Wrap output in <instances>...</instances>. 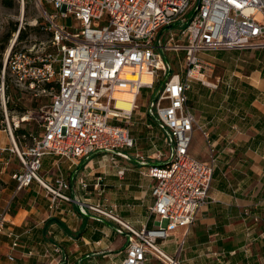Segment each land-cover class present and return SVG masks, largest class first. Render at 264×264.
<instances>
[{"label":"built area","instance_id":"2783aa9c","mask_svg":"<svg viewBox=\"0 0 264 264\" xmlns=\"http://www.w3.org/2000/svg\"><path fill=\"white\" fill-rule=\"evenodd\" d=\"M48 2L54 13L42 9L43 29L54 51L11 50L6 67L17 87L35 97L52 96L51 105L42 111V133L29 146L13 143V153L21 163L13 175L17 189L37 182L55 200H71L64 192L69 185L63 177L56 181L57 187L40 177L45 156L61 157L73 165L95 154L109 155L116 165V158L132 161L127 151L137 144L129 127L139 96L142 90H154L161 78L163 86L146 113L163 132L168 154L165 161L162 153L154 158L161 164L135 155L141 174L155 181L151 208L155 227L136 230L113 211L88 207L120 225V234L126 231L127 253L121 264H146L149 255L164 264H180L160 243L174 231L195 224L209 199L219 160L210 134L190 112L187 91L194 81L216 86L208 81L214 67L203 55L223 50L264 51V0ZM70 17L75 23L69 28L62 21ZM196 129L208 143L207 161L190 152ZM9 133L14 134L11 129ZM125 171L120 168L117 174L124 176ZM4 229L0 218V233ZM18 246L16 238L13 249Z\"/></svg>","mask_w":264,"mask_h":264},{"label":"crops","instance_id":"0c3cea01","mask_svg":"<svg viewBox=\"0 0 264 264\" xmlns=\"http://www.w3.org/2000/svg\"><path fill=\"white\" fill-rule=\"evenodd\" d=\"M228 52L233 51L202 57L215 69ZM258 54L264 55V51L254 50L251 56ZM261 63L260 69H254V83L246 84L240 79L232 86V82H224L223 101L217 92L219 84L205 90L201 82L194 81L187 91L192 95L188 100L190 112L210 134L219 160L209 199L198 212L195 224L174 231L160 243L161 249L180 264H264V61ZM238 75L233 73L237 79ZM217 81L220 83V79ZM196 103L201 104L199 108ZM138 110L139 106L134 116L141 118L133 117L129 127L137 144L134 150L127 151L132 161L116 158V165L109 155L95 154L73 165L61 157H44L40 177L54 187L63 177L69 185L64 192L70 201L55 200L37 182L18 190L13 175L21 169V163L13 153L9 134L0 133V164L7 172L2 177L5 185L0 188V218L5 224L0 233V264H121L127 253L126 231L120 234L122 227L90 210L91 205L113 211L136 230L155 227L157 219L151 214L155 181L141 174L135 155L140 153L161 164L168 147L163 143V132L147 115V107L146 111ZM136 124L149 131V154L141 151L134 136ZM196 131L206 142L203 132ZM191 149L192 145L193 157L209 159L207 142L203 155ZM158 153L164 155L162 162L154 159ZM120 168L126 169L121 177L117 174ZM16 238L19 246L14 250ZM146 264L164 263L149 255Z\"/></svg>","mask_w":264,"mask_h":264},{"label":"rangeland","instance_id":"374dc122","mask_svg":"<svg viewBox=\"0 0 264 264\" xmlns=\"http://www.w3.org/2000/svg\"><path fill=\"white\" fill-rule=\"evenodd\" d=\"M5 3V0H0V57L3 62V68L0 71V118H3V120L0 121V133L9 134L8 138L10 139V129L12 133H14L16 129H22L32 133L33 136L28 135V137L23 135L17 137L14 133L18 146L21 147L22 145L26 147L32 144L35 136H39V134L42 133L44 122V119L41 117L43 115L42 111L47 110L51 105L52 96L42 95L40 97H35L30 91H24L20 87H17L12 74L9 72L8 68H5V65L8 53L20 29L23 31V39L19 43L16 42L17 45L15 43L17 51H26L29 49H34L39 53L54 51L51 47L50 35L43 29V24H45L46 21L42 9L46 8L50 12H54V10L50 7L48 0H9L8 4ZM9 4L10 6H7ZM62 22L70 28L71 25L75 23V20L73 17H70V19ZM15 29H18V31L14 32ZM71 30L74 31L73 29ZM251 53L252 51L247 50L228 52L224 60L216 64L217 67L214 69L212 77L209 76L208 81L211 84H219V90L217 92L220 91L219 96L222 101L224 98L222 92L225 89L224 86H226L224 82H232V86L237 80H239L238 82L242 80L246 84L254 83L253 76L256 74L254 69H260L263 66L261 61H264V55L258 54L252 57ZM169 56L173 57L174 54L170 53ZM236 72L239 74V79L233 77V73ZM217 79H220V83H218ZM162 86L163 80L160 78L154 90H142L138 100L139 110L137 112L146 111L147 105H149L151 99L154 98L156 92ZM201 87L205 88V90L211 89V86L206 87L202 85ZM200 105V103H196L197 108H199ZM7 116L9 119L6 118ZM25 117H29V119L26 121L24 120ZM135 117H137V119L141 118L138 114L135 115L134 118ZM157 133L158 131L155 128L154 134L156 137ZM148 134L149 131L145 129V126L138 124L134 125V136L138 138L139 147L145 154H149L147 151L152 149V145L150 144L151 138ZM153 140H155V138H153ZM7 142L9 143L8 140ZM205 148L206 142L203 141L200 132L196 131L193 137L191 151H193L194 154L198 153L203 155L206 152ZM150 154H152V150ZM99 158L102 157L99 156ZM3 171L2 165L0 164V188L4 186V184H2V182H4L2 177L7 174L6 171Z\"/></svg>","mask_w":264,"mask_h":264},{"label":"trees","instance_id":"16d2710c","mask_svg":"<svg viewBox=\"0 0 264 264\" xmlns=\"http://www.w3.org/2000/svg\"><path fill=\"white\" fill-rule=\"evenodd\" d=\"M8 1L9 0H5V4H8ZM7 6H10V4L9 5H7ZM51 13H54V12H51ZM18 31V29H15L14 30V32H17ZM23 39V31L21 30V32H20V34H19V37H18V40H17V43H19V42H21V40ZM17 43H16V45H17ZM14 46L13 47V50H12V53H14V52H16L17 51V46ZM2 65H3V62H2V58L0 57V71L2 70ZM0 74H1V72H0ZM189 96H192V95H190V94H188L187 95V97H188V100L190 101V97ZM1 120H3V118H0V121ZM14 133L16 134V136L17 137H19L20 135H23V136H27L28 137V135H32L33 136V134L32 133H30V132H27V131H24V130H22V129H16L15 131H14ZM40 135V134H39ZM2 184H4L5 185V183L4 182H2Z\"/></svg>","mask_w":264,"mask_h":264},{"label":"bare ground","instance_id":"6f19581e","mask_svg":"<svg viewBox=\"0 0 264 264\" xmlns=\"http://www.w3.org/2000/svg\"><path fill=\"white\" fill-rule=\"evenodd\" d=\"M147 79H150V78H147ZM119 105L122 106L123 108L127 109V110H130V109H131V106H130V105H126V104H124V103H120ZM24 120L27 121V120H28V117H25ZM9 123H10V120H9ZM11 139H12V142H13V143L16 142L15 137H14V134L12 135Z\"/></svg>","mask_w":264,"mask_h":264},{"label":"water","instance_id":"95a60500","mask_svg":"<svg viewBox=\"0 0 264 264\" xmlns=\"http://www.w3.org/2000/svg\"><path fill=\"white\" fill-rule=\"evenodd\" d=\"M20 32H21V29L19 30L18 34L16 35V38H15V40H14V43H13L12 47H11V50L13 49L15 43L17 42V39H18V37H19ZM11 50H10L9 53H8V56H7L8 58H7V62H6L5 68H6L7 65H8V61H9V58H10L9 55H10V53H11Z\"/></svg>","mask_w":264,"mask_h":264}]
</instances>
